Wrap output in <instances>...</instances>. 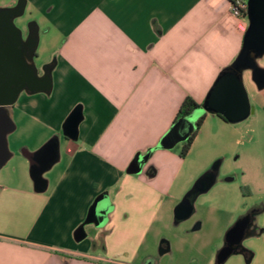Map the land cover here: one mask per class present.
<instances>
[{
    "label": "crops",
    "instance_id": "obj_1",
    "mask_svg": "<svg viewBox=\"0 0 264 264\" xmlns=\"http://www.w3.org/2000/svg\"><path fill=\"white\" fill-rule=\"evenodd\" d=\"M25 2L46 52L38 65L35 53L39 76L54 65L48 94L21 93L8 109L15 129L7 135L11 157L0 169V264H215L226 232L250 208H264L245 207V194H207L217 176L181 206L212 168L211 146L230 124L194 110L205 118L184 158L181 144L154 148L184 99L201 106L233 62L246 17H233L229 0ZM257 63L264 69V56ZM243 84L254 114L264 90L249 72ZM76 109L81 118L71 140L62 127ZM51 141L57 161L40 183L33 155ZM101 195L103 225L78 233ZM256 228L260 233L247 239L257 244L243 247L254 252L249 264H264V224ZM160 248L167 252L160 255Z\"/></svg>",
    "mask_w": 264,
    "mask_h": 264
},
{
    "label": "water",
    "instance_id": "obj_2",
    "mask_svg": "<svg viewBox=\"0 0 264 264\" xmlns=\"http://www.w3.org/2000/svg\"><path fill=\"white\" fill-rule=\"evenodd\" d=\"M25 0H17L13 7L0 8V169L11 157L7 147V135L15 129L9 117L8 109L14 105L21 93L33 95L37 93L48 94L51 89V70L54 64L42 69L39 76L35 66L36 49L39 40V30L36 22L28 23L25 38L22 31L14 24L25 11ZM247 28L244 32L241 48L233 62L218 76L207 94L205 101L194 112L207 113L220 117L230 125L245 121L253 108L248 99L243 84V74L250 73L251 81L258 91L264 90V69L259 67L257 61L264 56V0L246 1ZM200 114V115H201ZM80 112L76 109L66 120L62 127L64 137L75 140ZM198 116L190 114L179 119L163 136L154 149L172 150L177 145L186 142L195 131ZM153 150L146 155L138 157V161L145 160ZM57 143L49 142L38 153L33 155L32 175L37 182H42V174L57 161ZM219 163L212 168L193 186L195 198L207 192L213 185L218 173ZM231 182L232 178H227ZM194 198V199H195ZM192 203L183 199L181 206ZM107 212V197L99 196L89 209L88 216L78 233L84 234L83 227L93 225L102 226ZM246 218L237 220L226 232L223 246L215 257V264H224L232 256H242L249 264L251 256L246 258L243 241L254 237L260 230L254 229L243 237ZM250 230V227H249ZM85 235V234H84ZM167 250L160 248L158 253L165 254Z\"/></svg>",
    "mask_w": 264,
    "mask_h": 264
},
{
    "label": "rangeland",
    "instance_id": "obj_3",
    "mask_svg": "<svg viewBox=\"0 0 264 264\" xmlns=\"http://www.w3.org/2000/svg\"><path fill=\"white\" fill-rule=\"evenodd\" d=\"M6 1L0 0V5ZM35 20H37L35 16L33 14L30 15L28 10H25L23 16L16 19L14 24L20 30L25 31L28 23ZM40 35H42V31H40ZM44 54L46 52L43 51V47L38 43L36 55L37 57L39 55V60H36L37 65L41 62ZM259 107V110L251 114L245 121L236 125H227L224 135L225 139L222 142L219 141L218 137L215 138V143L211 146L215 156L211 158L213 160L210 162L209 168L215 163L221 162L217 173V182L207 194H219L222 192L230 196L245 194L247 196L245 198V207H249L254 203L258 205L262 203L264 205V100H261ZM235 176L236 180L233 182H223L227 178L234 179ZM220 186L227 187H225V191H222ZM247 188L249 191L246 190ZM263 224L264 213L258 216L256 222L258 226ZM255 244H257V241L253 238L245 240V245L247 246ZM247 251L254 254L251 249ZM224 264L246 263L243 257L232 256Z\"/></svg>",
    "mask_w": 264,
    "mask_h": 264
},
{
    "label": "trees",
    "instance_id": "obj_4",
    "mask_svg": "<svg viewBox=\"0 0 264 264\" xmlns=\"http://www.w3.org/2000/svg\"><path fill=\"white\" fill-rule=\"evenodd\" d=\"M229 2H230V0H229ZM223 72H225V69H223L219 73L218 76H220ZM199 107H200V105L196 104L192 98L186 97L184 99V101L182 102V104H181V106L177 112L176 118L173 121L172 125H174L179 119H182V118L189 116L194 110L198 109ZM204 118H205V115H202L201 117H199L197 119V121L195 123V131L193 132V134L190 136V138L186 142L181 143V150L179 153V156L181 158H184L186 156L196 133L198 132L201 124L203 123ZM195 195H196L195 192L191 190L190 192H188L186 194L185 199H188L192 202L195 198ZM244 255L246 256V258H248L249 256H251V252L244 251Z\"/></svg>",
    "mask_w": 264,
    "mask_h": 264
},
{
    "label": "flooded vegetation",
    "instance_id": "obj_5",
    "mask_svg": "<svg viewBox=\"0 0 264 264\" xmlns=\"http://www.w3.org/2000/svg\"><path fill=\"white\" fill-rule=\"evenodd\" d=\"M22 31V36L23 38H25L27 31L25 30H21ZM35 62V59H34ZM264 208L262 207H253L250 208L249 210H247V212H245V214H243V216H241L238 220L246 218L247 222L245 223V227L243 230V237H245L247 235L248 232H253L254 229H256V222H257V218L260 215V213L263 211ZM250 227V230H249ZM245 241V240H244ZM243 241V243H244Z\"/></svg>",
    "mask_w": 264,
    "mask_h": 264
},
{
    "label": "built area",
    "instance_id": "obj_6",
    "mask_svg": "<svg viewBox=\"0 0 264 264\" xmlns=\"http://www.w3.org/2000/svg\"><path fill=\"white\" fill-rule=\"evenodd\" d=\"M247 0H230V12L236 19L245 18Z\"/></svg>",
    "mask_w": 264,
    "mask_h": 264
}]
</instances>
